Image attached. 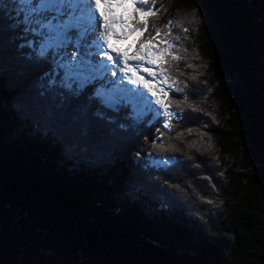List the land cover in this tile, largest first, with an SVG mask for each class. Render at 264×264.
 I'll return each instance as SVG.
<instances>
[{"label":"trees","instance_id":"16d2710c","mask_svg":"<svg viewBox=\"0 0 264 264\" xmlns=\"http://www.w3.org/2000/svg\"><path fill=\"white\" fill-rule=\"evenodd\" d=\"M154 10L138 41L171 20L182 57H166L184 101L168 133L84 114L88 89L60 108L0 9V264H264V0Z\"/></svg>","mask_w":264,"mask_h":264},{"label":"snow or ice","instance_id":"6c2138e0","mask_svg":"<svg viewBox=\"0 0 264 264\" xmlns=\"http://www.w3.org/2000/svg\"><path fill=\"white\" fill-rule=\"evenodd\" d=\"M156 2L151 0L152 6L147 7L150 0H9L8 3L0 0V9L6 13L11 9L8 13L13 19L10 27L21 33L24 42L19 48L31 50L28 58L51 63V69L44 74L46 83H42L41 88L60 90L56 92L60 108L70 99H79L89 86L96 85L81 108L84 114L91 112L97 121L111 124L115 121L109 112L118 113L121 108L130 107L129 118L134 123H141L151 115L149 124L163 118L162 127L171 131L172 121L180 114L172 110L173 104L181 109L184 102L172 101L169 97V92H183L171 75V65L166 59L171 57V61L177 62L182 59L173 51V40L166 38L173 35V22L170 20L163 25L167 31L155 28L154 35L140 42L131 56L112 43L113 40L123 42L130 34L143 35L148 31V18L158 14V10H154ZM129 7L135 15H130L128 20L139 17L137 23L142 24V28L131 26L118 15L119 10L127 11ZM183 31L188 32V29ZM175 39L181 37L176 34ZM111 53H115V57ZM130 61L137 63L130 64ZM152 65L158 67L154 70ZM117 69L122 76L117 75ZM108 73L117 79H107ZM142 73H147L151 79H146ZM45 94L42 90L41 95ZM192 111L196 108L192 107ZM120 127L126 128V125ZM82 131L88 135L87 126ZM156 131L160 132V128ZM175 162V157L155 159L150 155L146 167L167 168Z\"/></svg>","mask_w":264,"mask_h":264},{"label":"rangeland","instance_id":"374dc122","mask_svg":"<svg viewBox=\"0 0 264 264\" xmlns=\"http://www.w3.org/2000/svg\"><path fill=\"white\" fill-rule=\"evenodd\" d=\"M129 9V8H128ZM122 10V9H121ZM120 10V14H122V18L124 19V20H126V21H128L129 22V24L132 26V24H133V20H128V17L131 15V13L129 12V11H124V10H122L121 11ZM138 38V35L137 34H130L124 41H123V43L124 44H126V47H125V49L123 50V52H125V53H127V54H129L130 52H132V54L131 55H133L134 54V52L138 49V48H134L137 44H138V42H136L135 40ZM131 45H132V47H131ZM158 47H160L159 45H158ZM134 48V49H133ZM118 71V70H117ZM119 72V71H118ZM96 85H92V89L95 87ZM171 92H169V94H170ZM154 106V105H153ZM155 107V106H154ZM130 111H131V109H130ZM146 118H151V115H149V116H147ZM163 118H161L160 120H162ZM162 122V121H161Z\"/></svg>","mask_w":264,"mask_h":264},{"label":"bare ground","instance_id":"6f19581e","mask_svg":"<svg viewBox=\"0 0 264 264\" xmlns=\"http://www.w3.org/2000/svg\"><path fill=\"white\" fill-rule=\"evenodd\" d=\"M121 11H122V10H121ZM118 15H120L121 18H122V14L118 13ZM122 19H123V18H122ZM112 43L114 44L115 47L119 48L120 51H123V50H124L123 42H119V43H117L115 40H113ZM111 54L115 57V53H111ZM127 55L131 56L130 54H127ZM129 63H130V64H134V63H137V62H135V61H130ZM110 66H111V65H110ZM122 67H123V65L121 64V65H120V68H122ZM151 67H152L154 70H155V68H156L155 65H152ZM117 75H118V76H122L123 73H121L120 71H119V72L117 71ZM142 75H144L146 79H151V77H148V76H147V73H142ZM113 77H114V76H111V75L108 73V79H112ZM114 78L117 79V77H114ZM126 83H127V81H126ZM128 86H129V85H128ZM131 86L134 87L133 85H131Z\"/></svg>","mask_w":264,"mask_h":264}]
</instances>
